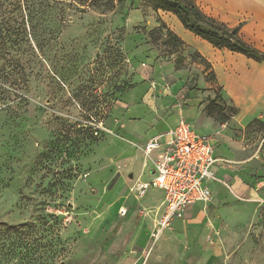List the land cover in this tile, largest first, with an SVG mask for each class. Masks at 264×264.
<instances>
[{"label":"rangeland","instance_id":"1","mask_svg":"<svg viewBox=\"0 0 264 264\" xmlns=\"http://www.w3.org/2000/svg\"><path fill=\"white\" fill-rule=\"evenodd\" d=\"M24 2L0 0L21 4L20 68L0 80V264H264V163L156 238L164 204L135 192L153 118L174 111L195 129L189 110L208 117L214 98L195 50L164 44L157 18L174 32L172 13L150 0ZM168 65L188 74L176 95Z\"/></svg>","mask_w":264,"mask_h":264},{"label":"crops","instance_id":"2","mask_svg":"<svg viewBox=\"0 0 264 264\" xmlns=\"http://www.w3.org/2000/svg\"><path fill=\"white\" fill-rule=\"evenodd\" d=\"M195 1L203 13L228 27L234 28L240 25L241 40L264 54V0ZM171 15L173 17L169 20L174 33L184 42L185 46L193 48L206 59L214 73L217 85L221 88L220 95L238 111L226 123L216 125L211 118L200 116L195 110H189L196 128L200 127L204 132L200 133L197 132L198 129L195 128L197 131L193 129L198 134L211 136L214 157L219 160L214 166L217 180L206 184L212 192L210 202H213V199L216 200L223 195L224 184L230 185L231 190L237 193L240 186L242 187V180L253 172L254 165L264 163V136H260L256 141L248 137V140L244 142L234 137L236 130L244 131L254 120L264 123V60L256 61L240 53L214 48L185 30L179 20L173 14ZM164 71L166 77H170L169 80L172 81L170 87L172 94L176 95L175 92L187 83L188 74L184 70H175L172 65L166 66ZM172 98L176 99L175 96ZM168 100L171 101L170 98ZM173 112H168L164 118H153L149 125L155 128V132L151 136L166 133L178 124L179 116ZM151 136L145 138L142 144L144 145ZM166 139L162 140L161 148L153 152V158L163 152ZM138 166L143 169L141 177L139 176L142 179L141 182H149L153 177L151 161L142 160ZM147 192L154 196L148 201L150 206L157 207V202L163 204L161 191L149 189ZM204 204H192L187 207L186 211L194 213L202 205L204 207ZM178 221L179 219L172 220L171 224Z\"/></svg>","mask_w":264,"mask_h":264},{"label":"built area","instance_id":"3","mask_svg":"<svg viewBox=\"0 0 264 264\" xmlns=\"http://www.w3.org/2000/svg\"><path fill=\"white\" fill-rule=\"evenodd\" d=\"M95 131L97 134V128ZM164 138L167 139L163 152L153 158ZM142 152L152 163L153 177L149 182L137 184L135 192L141 196L149 189L163 193L164 211L153 234L156 238L172 220L181 219L188 206L210 202L212 192L206 184L217 180L214 166L219 160L214 157L211 136L198 134L184 120L166 133L151 136ZM120 214L124 215L125 210Z\"/></svg>","mask_w":264,"mask_h":264},{"label":"trees","instance_id":"4","mask_svg":"<svg viewBox=\"0 0 264 264\" xmlns=\"http://www.w3.org/2000/svg\"><path fill=\"white\" fill-rule=\"evenodd\" d=\"M22 1H26L24 3L27 5V0ZM150 2L154 12L160 10L172 13L185 30L206 41L214 48L240 53L256 61L264 60L263 53L258 52L241 40L239 36L240 25L230 28L224 23L206 15L198 7L195 0H150ZM9 6L11 9H9V11L7 10V12L6 9L3 10L0 7V63H2V65H0V80L3 84L7 82L16 69L20 68V62L11 56L10 49L15 47L18 42L10 23L12 21L11 15L13 11L16 8L20 9L21 4H17V6L9 4ZM25 7L29 9L28 6ZM157 22L159 23V27L166 32L164 44L166 46L178 47L182 50L185 47L184 42L171 31L160 18H157ZM151 34L152 32L150 35ZM191 60L200 61V64L203 66L202 74L206 83L213 85L214 98L206 108L207 116L212 117L214 115L215 120L217 121L218 119L220 124L227 122L231 117L237 114V109L227 103L220 95L221 88L217 85L214 73L206 59L195 51L192 54ZM6 68H10V70L8 71ZM179 69L183 68L176 65L175 70ZM252 125H258L264 128V124L257 120H254L247 127ZM93 130L95 133V129Z\"/></svg>","mask_w":264,"mask_h":264},{"label":"water","instance_id":"5","mask_svg":"<svg viewBox=\"0 0 264 264\" xmlns=\"http://www.w3.org/2000/svg\"><path fill=\"white\" fill-rule=\"evenodd\" d=\"M131 177V176H130Z\"/></svg>","mask_w":264,"mask_h":264}]
</instances>
